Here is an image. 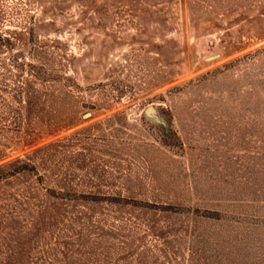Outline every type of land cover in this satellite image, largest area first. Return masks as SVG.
Returning a JSON list of instances; mask_svg holds the SVG:
<instances>
[{"label": "rangeland", "instance_id": "obj_1", "mask_svg": "<svg viewBox=\"0 0 264 264\" xmlns=\"http://www.w3.org/2000/svg\"><path fill=\"white\" fill-rule=\"evenodd\" d=\"M0 34V264H264V0H0Z\"/></svg>", "mask_w": 264, "mask_h": 264}, {"label": "trees", "instance_id": "obj_2", "mask_svg": "<svg viewBox=\"0 0 264 264\" xmlns=\"http://www.w3.org/2000/svg\"><path fill=\"white\" fill-rule=\"evenodd\" d=\"M0 37H3V38H5L6 36H3V35H1V34H0ZM7 40H8V39H7Z\"/></svg>", "mask_w": 264, "mask_h": 264}, {"label": "water", "instance_id": "obj_3", "mask_svg": "<svg viewBox=\"0 0 264 264\" xmlns=\"http://www.w3.org/2000/svg\"><path fill=\"white\" fill-rule=\"evenodd\" d=\"M153 110V108H150L149 111L151 112Z\"/></svg>", "mask_w": 264, "mask_h": 264}]
</instances>
